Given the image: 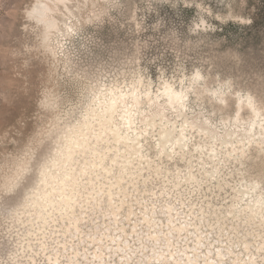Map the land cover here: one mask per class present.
<instances>
[{
  "label": "rangeland",
  "instance_id": "obj_1",
  "mask_svg": "<svg viewBox=\"0 0 264 264\" xmlns=\"http://www.w3.org/2000/svg\"><path fill=\"white\" fill-rule=\"evenodd\" d=\"M37 1L0 0V264H264V211L244 212L264 200V0H68L48 38L28 17ZM166 85L189 92L183 116L218 133H243L253 112L234 120L248 98L261 127L251 144L234 136L223 146L188 129L185 157L161 155L158 128L142 118L164 104ZM134 91L110 128L144 135L146 149L94 130L75 156L74 209L34 216L27 200L70 132L99 100ZM221 97L232 103L216 108Z\"/></svg>",
  "mask_w": 264,
  "mask_h": 264
},
{
  "label": "bare ground",
  "instance_id": "obj_2",
  "mask_svg": "<svg viewBox=\"0 0 264 264\" xmlns=\"http://www.w3.org/2000/svg\"><path fill=\"white\" fill-rule=\"evenodd\" d=\"M67 2L68 0H38L36 5L33 7V9L28 12V17L36 21L37 24L43 27L44 36L47 37L49 36V32L52 29L56 28L57 25L56 20H54L51 17L52 16L51 14L54 12L56 5L57 4L65 5ZM195 77L197 79H201L202 76L198 74ZM164 95H165L164 97H166L164 104H162L163 102L161 103L160 101L158 103H154L151 106V109L154 110L151 111L150 114L145 115L142 118V123L146 125V128L148 127H151L152 129L158 128L159 131L157 133L158 136L157 147L159 149V153L164 156L166 155L167 157L172 156L171 153L169 154L168 152L169 149L172 151L173 154L177 153L176 151L178 149L180 152L183 153L182 154L183 157H185L186 155V153L184 152L185 148L187 149L186 150L187 152L189 149L188 143L186 141L187 136L185 133L188 129H193V130L198 129V132L205 134V136H209L211 139H214L216 142H220L221 145L223 146L230 144L231 138L232 137L234 138V136H236L237 139L239 137H243V139L238 141V143H244V141L247 140L249 141V144H251L252 143L251 140L253 139L252 131L256 126L261 127L260 121L256 120L257 118H259L260 110L256 107V105H254V102L251 100V98H248L246 102L239 103L237 107V114L234 120L235 123H241L243 121V116H244L243 111L250 110L253 112L254 119L249 123H247V126L243 128L244 129L243 133L242 131H236L234 129H233L234 131L228 129L222 133H218L216 132L217 130L215 131L211 128V126H209V121L200 122L197 121L198 119L194 117L192 119H189L187 118V116L182 115L183 113L180 110L186 109L187 107L186 104L187 101L189 100L188 91L185 92L176 91L172 87H170V85H166V87L164 88ZM131 98L138 99V94L134 91L131 95H127V94L125 95L120 94L119 96L112 95L111 97H109V99L107 98V100L105 98L104 100L103 99L99 100L98 109L97 111H92L91 120L88 118L87 120H85V122H83L81 126L78 127L76 126L77 128L74 129L72 132H70L71 136L67 138L66 145L64 146V149L62 150L60 156L54 159V161L51 164V168L50 167L45 168L44 171L41 173L40 187L38 189L36 198L27 200V204L31 205L29 208H33V211L36 212L37 214L34 216H36L38 219H43L45 223L47 222L48 218L45 217L44 212H47L49 214V217H51L52 215H50V213H54L56 211H58L59 213L68 212L74 209V204L77 201L76 196L78 195V186H79L78 178H77L78 172L74 170L75 156L78 154L79 148L83 147L87 143L89 137L91 136V133H93L94 130L96 131V129H99L98 130L99 134L97 135L98 140L99 139L103 140V137L100 135V133L101 134L106 133V135L112 134L115 137L114 141L116 143L123 142L124 146H128L129 149L135 154L142 152L144 149H146V147L142 143L144 135H139L137 137L132 138L129 135L124 136L122 133V129L120 128H117L115 130L110 128L113 126L117 127L120 125V123L119 125H117L115 122L116 114H118L119 112H124L125 115L129 114L123 111L122 109L127 106ZM230 99L227 97H221L220 98L221 104L220 106H216V108L222 109L223 105L229 106L232 103ZM169 109L178 110L179 111L178 113H180L184 118L182 125L183 129L181 130L180 133H178L177 132L178 130L176 129L178 127V126L176 127L178 123H174V122L171 123V121L168 119L169 117L167 116V111ZM123 120H124V125H127L128 128L130 129L136 122L131 115H128V117H124ZM262 128L264 129V126H262ZM85 131H87V134L84 133ZM85 139H87V141ZM261 142L264 144V141ZM211 151L214 154V157H217L219 154H221L220 152H217L213 147ZM241 156L242 158L244 157V154H242V152H241ZM124 159H127V157ZM138 159L147 160L148 156L141 155L140 158L130 157V161L128 159V163L132 162L131 164H133ZM126 163L127 162L124 160L123 164L126 165ZM147 163H149V161H147ZM106 170L108 169L106 168ZM62 173H64L63 177L61 176ZM206 173L208 174L207 171ZM189 179L196 180L195 176L191 174ZM258 186H260L259 183H255V186L252 185L251 190H257ZM56 195L59 199L57 198L54 199ZM245 207L246 208L244 212L246 211L250 212L249 219L255 220L258 214L261 212L263 213L264 211V200L261 201L260 199L253 200V203L248 202V204ZM41 216L43 217L41 218ZM261 225L264 228V219Z\"/></svg>",
  "mask_w": 264,
  "mask_h": 264
}]
</instances>
